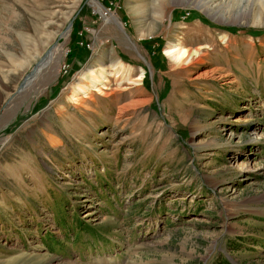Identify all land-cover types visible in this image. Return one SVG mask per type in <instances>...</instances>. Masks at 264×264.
Instances as JSON below:
<instances>
[{"label":"rangeland","instance_id":"obj_1","mask_svg":"<svg viewBox=\"0 0 264 264\" xmlns=\"http://www.w3.org/2000/svg\"><path fill=\"white\" fill-rule=\"evenodd\" d=\"M258 1L0 0V264H264Z\"/></svg>","mask_w":264,"mask_h":264},{"label":"bare ground","instance_id":"obj_2","mask_svg":"<svg viewBox=\"0 0 264 264\" xmlns=\"http://www.w3.org/2000/svg\"><path fill=\"white\" fill-rule=\"evenodd\" d=\"M167 1V0H166ZM186 1H189V0H185V2ZM217 2H218V0H217ZM207 3H209V2H207ZM206 2H204V0H196V2H195V7L196 8H198V10H200L201 12H203L204 14H206L207 16H209V18H212L213 20H214V18L216 19H218V10H217V6L216 7H212V6H210V5H208ZM89 5H90V7L91 8H93L94 9V7H95V2L93 1V0H90V2H89ZM221 5V4H220ZM253 6H255V5H253ZM258 8H259V13H257V15L253 18V22L254 23H257V24H261V23H264V0H259L258 1ZM136 15H141V14H143V8L141 7V6H139L137 9H136V11L134 12ZM157 16L158 17H162L161 16V12H160V10H159V12L157 11ZM220 18H222V16L220 17ZM112 21V22H115L116 24H118V25H120V26H122L121 24V18L119 17H115V18H112V19H108V20H106L105 22H107V21ZM110 21V22H111ZM51 23V22H50ZM53 23V22H52ZM49 24V23H48ZM47 24V25H48ZM162 24L161 23V21H160V23H158V25L155 27V25L154 26H150V30L152 31L150 34H145L144 36H146V37H149V35H154L156 32H158L159 31V26ZM138 25L139 26H141L140 25V23H138ZM137 25V26H138ZM154 27H155V30H154ZM70 28H72V27H70ZM70 28H69V30H70ZM142 28H143V26H142ZM147 31V30H146ZM59 32V31H58ZM41 36V35H40ZM66 36V34L64 33V34H60V35H58V34H56L55 35V38H62V37H65ZM143 36V37H144ZM43 37V36H42ZM49 37V36H48ZM45 38V37H44ZM54 38V39H55ZM48 39V38H47ZM50 40V39H49ZM176 46H178V44L176 45H172V47H174V48H172V49H170L169 50V52H167V54L168 55H175V57L178 59V60H180V62H182V63H184V62H188V63H192L193 62V60L195 59V57H197L198 55H199V51H196V52H191V51H188V50H183V48H177V49H175V47ZM59 47V45H55V47L53 46L50 50H48V52L45 54V56L44 57H39L38 59H36V61L34 62V66H35V68L37 69L36 70V72H35V74H34V76L30 79V80H28V82H27V86L26 87H28V85H30V84H32L33 83V81L38 77V75L40 74V73H42L45 69H47L50 65H51V63H52V61L54 60V54H55V52H54V49L55 48H58ZM35 59V58H34ZM25 91V90H24ZM19 94V93H18ZM42 247V246H41ZM36 249H40V247L39 246H37V248H35V250ZM21 259V258H20ZM23 259V258H22ZM19 259H14V260H12V261H10L11 263H15V262H17ZM20 261V260H19ZM9 264V263H8Z\"/></svg>","mask_w":264,"mask_h":264},{"label":"built area","instance_id":"obj_3","mask_svg":"<svg viewBox=\"0 0 264 264\" xmlns=\"http://www.w3.org/2000/svg\"><path fill=\"white\" fill-rule=\"evenodd\" d=\"M95 2V7L93 9V15L96 18V22L103 24L106 20L115 17H120V11L124 10L125 0H93ZM190 14L187 13V17ZM187 17H183L186 19ZM121 18V17H120ZM122 25L127 26V24L121 19Z\"/></svg>","mask_w":264,"mask_h":264},{"label":"water","instance_id":"obj_4","mask_svg":"<svg viewBox=\"0 0 264 264\" xmlns=\"http://www.w3.org/2000/svg\"><path fill=\"white\" fill-rule=\"evenodd\" d=\"M70 27H72V24L70 25ZM36 70L37 69L35 68L34 71L25 78L24 83L21 85V87L19 89V93L22 92L26 88L28 80H30L34 76Z\"/></svg>","mask_w":264,"mask_h":264},{"label":"trees","instance_id":"obj_5","mask_svg":"<svg viewBox=\"0 0 264 264\" xmlns=\"http://www.w3.org/2000/svg\"><path fill=\"white\" fill-rule=\"evenodd\" d=\"M225 264H230V263L226 262Z\"/></svg>","mask_w":264,"mask_h":264}]
</instances>
